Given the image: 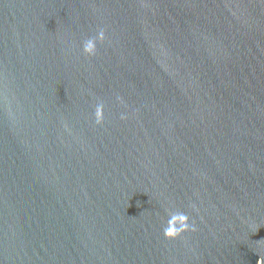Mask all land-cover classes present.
<instances>
[{"label":"water","instance_id":"obj_1","mask_svg":"<svg viewBox=\"0 0 264 264\" xmlns=\"http://www.w3.org/2000/svg\"><path fill=\"white\" fill-rule=\"evenodd\" d=\"M0 264H264V0H0Z\"/></svg>","mask_w":264,"mask_h":264},{"label":"clouds","instance_id":"obj_2","mask_svg":"<svg viewBox=\"0 0 264 264\" xmlns=\"http://www.w3.org/2000/svg\"><path fill=\"white\" fill-rule=\"evenodd\" d=\"M99 39H103V33L100 34ZM95 43L96 41L94 39H89L84 44V51L86 53H93L95 50ZM100 109H97V114L99 115ZM179 221V227H177V222ZM168 227L165 229V235L172 237L180 232L186 231L189 228V225L187 223V217L181 214L180 216H172L170 217L168 221Z\"/></svg>","mask_w":264,"mask_h":264}]
</instances>
